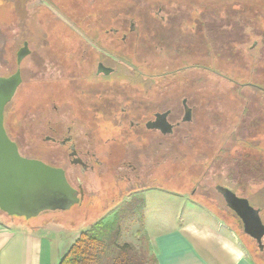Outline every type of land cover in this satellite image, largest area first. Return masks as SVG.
I'll return each mask as SVG.
<instances>
[{"label":"flooded vegetation","instance_id":"obj_1","mask_svg":"<svg viewBox=\"0 0 264 264\" xmlns=\"http://www.w3.org/2000/svg\"><path fill=\"white\" fill-rule=\"evenodd\" d=\"M162 10L163 7L148 8L139 18H123L119 13V23L111 8L98 10L91 15L89 32L75 30L77 38L64 40L45 39L47 35L40 31L47 17L35 8L31 14L23 9L17 12L16 20L2 22L6 28L16 30L15 34L30 33L29 38L19 42L0 41V66L4 69L0 76L10 77L19 71L22 79L5 108L7 133L22 156L63 169L68 183L78 192L79 204L86 201L106 206L111 202L116 206L133 193L143 195L150 189H166L165 164L191 165V153L182 160L173 157L179 159L180 143L192 137L198 111L208 110L203 107L210 105L206 95L197 98L201 88L191 81L197 76L236 79L235 73L241 77L243 73L255 74L239 61L234 66V57L224 63L230 67L214 64L207 59V51L204 59L180 62L183 51L188 50L190 57L195 54L197 31L204 37L211 32L202 18L198 19L199 24L181 22V13L161 14ZM55 18L62 20L57 15ZM77 19L83 21L84 17ZM65 23L67 27L74 26L69 19ZM147 45L154 47L164 61L156 62L152 56L140 54ZM235 45L236 55L244 62L245 42L238 40ZM207 46L212 53V45ZM255 46L253 43L249 50ZM236 82L238 88L253 90L252 94L264 93V87L255 81ZM181 83H189V87L182 89ZM30 88L37 94L36 100L31 108H23ZM245 111L249 112V108ZM261 141L256 137L240 138L237 143ZM212 162L213 158L208 159L204 166L209 163V168ZM217 186L222 185L216 183L215 190ZM206 188L203 181L189 194L199 195L211 207L224 205L227 209L221 212L235 219L243 230L242 221L228 208L223 195L216 190L219 197H213ZM226 188L252 202L250 196ZM134 197L130 199L133 201ZM137 199L145 202L143 196ZM248 237L259 250L253 255L256 264H264V238L261 249L256 240Z\"/></svg>","mask_w":264,"mask_h":264},{"label":"rangeland","instance_id":"obj_2","mask_svg":"<svg viewBox=\"0 0 264 264\" xmlns=\"http://www.w3.org/2000/svg\"><path fill=\"white\" fill-rule=\"evenodd\" d=\"M12 1L14 0H0V29L5 33L6 40L15 39L19 42L20 39L29 38L30 33L20 31L15 34L16 30L6 28L2 23L16 20L17 12L23 10H18L17 3L14 7ZM15 1L25 4V0ZM94 2V0L92 3L90 0L35 1L34 8L47 17H45L46 24L40 31L41 34H46L45 39L51 40L73 39L77 38L75 30L89 32L87 26L93 20L91 15L98 10L103 12L106 8H111L119 23V13L123 18L129 15L139 18L141 13L148 11V8L156 10L163 7L161 14L181 13V22L196 21L199 24L198 19L202 18L211 32V35L204 37L197 31L196 47L193 50L195 54L190 57L186 53L188 50L183 51L185 54L181 56L180 62L204 59V52L207 51V59H212L214 64L220 63L223 68L230 67L224 63L231 62L230 59L234 57V66L236 61H239L248 71H254L255 74L249 76L243 73L241 77L240 73H235L236 79H221L215 75L197 76L191 81V84L201 88L197 98L201 99L206 95L210 99V105L203 107L208 110L198 111L196 123L192 126V137L180 143L179 150L182 153L179 159L176 155L173 157V160H182L186 157L185 154L191 153V165L187 162L176 166L168 162L165 164L166 189H150L143 195H141L142 192L133 193L116 206H113L116 203L111 202L101 206L98 202L92 204L85 201L83 204L73 205L68 210L45 211L30 219L24 216H13V218L18 221L32 222L45 216L50 218L46 223L51 222V219L60 223L64 233H81L100 221L111 222L116 212L121 207L127 206L124 203L127 202L132 204V213L123 223L120 243L133 245L139 256L150 257L156 256V246L144 230V203H147L149 218H151L148 223L152 227L160 226L162 222L169 220V209L172 207H175L172 212L182 222L189 216V209L196 206L197 212L206 214L221 228L227 230L247 256L254 260L253 255L259 253V250L248 236L244 235L242 226H239L235 219L221 212L226 207L224 205L211 207L202 201L199 195L192 197L189 193L203 181L207 187L206 192L213 197H219L214 188L216 183L242 192L251 197V204L255 208L261 209L264 222V93L252 94L253 90L238 88L239 84L236 82V80L245 79L255 81L264 87V0H97L96 3ZM71 7L74 12H71ZM55 15L62 20H57ZM63 15L68 16L64 18ZM77 16L84 17V20L77 19ZM65 19H69L74 26L67 27ZM201 24L204 26L203 23ZM84 26L86 29L82 28ZM238 40L245 42L244 47L247 53H245L244 62L234 51ZM253 43L256 46L250 51L249 46ZM1 44L0 42V59H2ZM207 45H212V53L209 52ZM140 54L152 56L156 62L164 61L157 56L156 50L150 45L143 47ZM252 65L253 68L250 69ZM233 69L237 71L236 67ZM3 70L0 66V73ZM183 87H189V83H181L180 88L183 89ZM36 97L37 94L33 93L31 88L28 89L24 96L23 108H31ZM247 108L249 112L245 111ZM253 137L262 141L237 143L240 138L253 139ZM212 158L211 166L207 168L209 163L204 166L206 160ZM170 161H172L171 158ZM180 174L187 177H180ZM194 179L197 182L194 183ZM112 196L115 197L114 194ZM132 196H135L133 201L130 199ZM139 196H143L145 202L137 199ZM189 198H192L196 205ZM3 216L6 214L3 213ZM262 255L264 256V252Z\"/></svg>","mask_w":264,"mask_h":264},{"label":"crops","instance_id":"obj_3","mask_svg":"<svg viewBox=\"0 0 264 264\" xmlns=\"http://www.w3.org/2000/svg\"><path fill=\"white\" fill-rule=\"evenodd\" d=\"M12 2L27 13L34 9L32 0ZM4 34L0 29V41ZM147 209L144 203V230L156 246L159 264H256L227 230L197 212L196 206L182 222L172 207L169 220L153 227ZM48 219L18 221L0 211V264H60L81 233H64L60 223L52 219L46 223Z\"/></svg>","mask_w":264,"mask_h":264},{"label":"water","instance_id":"obj_4","mask_svg":"<svg viewBox=\"0 0 264 264\" xmlns=\"http://www.w3.org/2000/svg\"><path fill=\"white\" fill-rule=\"evenodd\" d=\"M21 80L19 71L10 77L0 76V211L10 217L30 219L45 211L68 210L79 203V198L63 169L22 156L18 145L7 133L5 108ZM216 190L242 221L243 232L256 240L262 249L264 222L260 209L226 187L217 186Z\"/></svg>","mask_w":264,"mask_h":264},{"label":"trees","instance_id":"obj_5","mask_svg":"<svg viewBox=\"0 0 264 264\" xmlns=\"http://www.w3.org/2000/svg\"><path fill=\"white\" fill-rule=\"evenodd\" d=\"M125 205L111 222L100 221L81 232L60 264H159L155 255L139 256L133 245L120 243L123 223L132 213V204Z\"/></svg>","mask_w":264,"mask_h":264}]
</instances>
